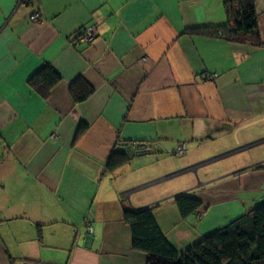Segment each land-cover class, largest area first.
<instances>
[{
    "label": "crops",
    "instance_id": "1",
    "mask_svg": "<svg viewBox=\"0 0 264 264\" xmlns=\"http://www.w3.org/2000/svg\"><path fill=\"white\" fill-rule=\"evenodd\" d=\"M255 12L260 46L185 34L225 26L222 0H0V264H146L123 208H155L183 253L262 203L264 0ZM44 66L61 78L47 98L29 84ZM77 79L93 92L74 103ZM120 144L140 154L106 172ZM180 195L199 211L183 218Z\"/></svg>",
    "mask_w": 264,
    "mask_h": 264
},
{
    "label": "trees",
    "instance_id": "2",
    "mask_svg": "<svg viewBox=\"0 0 264 264\" xmlns=\"http://www.w3.org/2000/svg\"><path fill=\"white\" fill-rule=\"evenodd\" d=\"M255 1L222 0L227 17L225 26L192 29L185 34L260 46ZM60 80L50 66H44L29 80V84L40 96L47 98ZM92 92L93 89L82 79L70 85L74 103L84 101ZM85 129V124H78L74 141ZM130 158L122 149L113 150L105 164L106 172L121 167ZM174 203L183 218L197 213L201 207L200 202L186 195L176 197ZM154 210L123 208L122 213L123 221L131 232L132 248L146 255V264H264V201L183 253H178L168 243L155 221ZM38 230L41 232V227Z\"/></svg>",
    "mask_w": 264,
    "mask_h": 264
},
{
    "label": "built area",
    "instance_id": "3",
    "mask_svg": "<svg viewBox=\"0 0 264 264\" xmlns=\"http://www.w3.org/2000/svg\"><path fill=\"white\" fill-rule=\"evenodd\" d=\"M23 0H20V3H22ZM29 21L32 25L38 24L41 21V15L39 12H34L30 18ZM96 38V27L95 26H89L84 28L82 31H80L78 34L74 36V38L70 41L69 45L72 48H78L81 45L89 46L91 45ZM216 78L215 75L210 76L209 79L213 80ZM57 138L56 134H52L50 137L51 140H55ZM120 148L124 151V149L128 148V145L120 144ZM174 157L181 158L184 155V145H179L176 150L173 153ZM88 227V226H87ZM88 231H91L88 227Z\"/></svg>",
    "mask_w": 264,
    "mask_h": 264
},
{
    "label": "water",
    "instance_id": "4",
    "mask_svg": "<svg viewBox=\"0 0 264 264\" xmlns=\"http://www.w3.org/2000/svg\"><path fill=\"white\" fill-rule=\"evenodd\" d=\"M124 153H125L126 155H130L131 157L134 156V155H138V154H140L139 150L136 149V151L133 152L132 149H131L130 147L124 149Z\"/></svg>",
    "mask_w": 264,
    "mask_h": 264
}]
</instances>
